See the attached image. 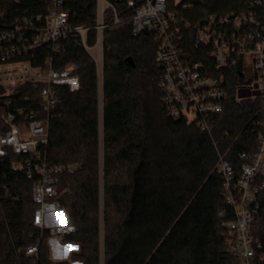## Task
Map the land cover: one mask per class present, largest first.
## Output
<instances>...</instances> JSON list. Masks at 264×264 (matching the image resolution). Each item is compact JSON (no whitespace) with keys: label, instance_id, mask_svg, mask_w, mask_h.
Wrapping results in <instances>:
<instances>
[{"label":"trees","instance_id":"1","mask_svg":"<svg viewBox=\"0 0 264 264\" xmlns=\"http://www.w3.org/2000/svg\"><path fill=\"white\" fill-rule=\"evenodd\" d=\"M106 1L120 22L113 24L112 10L107 9L100 118L95 64L77 38L63 42L55 63L71 68L78 83L75 90L56 88L59 102L49 118L45 148L50 165L80 164L74 173L57 177L59 209L65 223L75 228L61 242L77 247L71 260L80 264H239L231 251L232 236L218 216L227 205L215 165L226 152L238 177L242 162L237 154L256 150L257 125L251 121L257 102L235 99L243 83L240 66L224 71L228 97L210 134L183 118H172L158 88L153 34L132 36L133 12L126 0ZM249 2L167 0L168 8L185 22L238 13ZM67 8L73 22L93 26L95 0L70 1ZM44 12L43 0H0V30L16 17ZM188 39L182 44L191 59L213 68L209 50ZM40 58L31 64H39ZM14 102L13 107L30 108L19 98ZM14 160L11 153L0 157V187L13 191V198L0 197V264H30L18 251L36 241L37 264H70L50 259L47 232L32 225V182L12 169ZM255 183L263 188L257 194L252 234L264 255V177L258 175Z\"/></svg>","mask_w":264,"mask_h":264},{"label":"built area","instance_id":"2","mask_svg":"<svg viewBox=\"0 0 264 264\" xmlns=\"http://www.w3.org/2000/svg\"><path fill=\"white\" fill-rule=\"evenodd\" d=\"M70 1L76 0H43L44 14L16 17L0 30V157L14 155L12 169L23 172L32 182L31 195L36 204L32 225L47 232V241L55 243L75 231L65 223L59 209L57 177L80 168L77 162L50 165L47 161L49 118L59 102L56 88L67 85L75 90L78 86L71 68L56 67V59L65 40L70 37L79 40L95 64L100 118L107 9L112 10L113 24L120 22L111 4L95 0L93 26L75 23L67 8ZM126 6L133 12L131 35L135 37L143 31L153 34L158 88L168 116L183 118L199 131L210 134L214 118L223 112L228 97L224 71L240 66L243 83L237 86L235 99L257 102L256 117L251 121L257 125L256 150L237 154L242 162L238 177L226 159V152L218 155L215 171L221 179L227 205V209L219 210L218 216L232 236L231 251L239 264H261L264 255L252 234V223L257 194L263 188V184L255 183L256 178L264 177V0H250L246 10L234 14H207L200 22L183 21L178 12L168 8L167 0H126ZM187 37L193 44L209 50L207 55L213 68L209 63L191 59L182 44ZM36 58H40V63L31 64ZM245 69L251 77L244 76ZM240 89L255 92L241 99ZM13 96L30 108L13 107ZM1 189L13 198L8 187ZM58 215L59 220L52 222ZM38 249L36 241L18 252L30 264H37Z\"/></svg>","mask_w":264,"mask_h":264},{"label":"rangeland","instance_id":"3","mask_svg":"<svg viewBox=\"0 0 264 264\" xmlns=\"http://www.w3.org/2000/svg\"><path fill=\"white\" fill-rule=\"evenodd\" d=\"M244 76L251 77V73L248 69H245L243 72ZM255 90L252 89H240L239 90V97L241 99L246 98L254 94ZM0 197L4 199H8L10 196L9 194H5L0 187ZM59 220V215L52 220V222H56ZM47 247L49 252V257L53 262L60 261V260H68L70 264H80L71 260V254L77 251V247L70 243L61 242L60 239H57L58 243L52 242V240L47 241Z\"/></svg>","mask_w":264,"mask_h":264},{"label":"water","instance_id":"4","mask_svg":"<svg viewBox=\"0 0 264 264\" xmlns=\"http://www.w3.org/2000/svg\"><path fill=\"white\" fill-rule=\"evenodd\" d=\"M124 62L127 63V64L132 65V62H131V59H130V58H126V59L124 60ZM10 192H11V194L13 195V191H12L11 189H10Z\"/></svg>","mask_w":264,"mask_h":264},{"label":"crops","instance_id":"5","mask_svg":"<svg viewBox=\"0 0 264 264\" xmlns=\"http://www.w3.org/2000/svg\"><path fill=\"white\" fill-rule=\"evenodd\" d=\"M55 243V241H53Z\"/></svg>","mask_w":264,"mask_h":264}]
</instances>
